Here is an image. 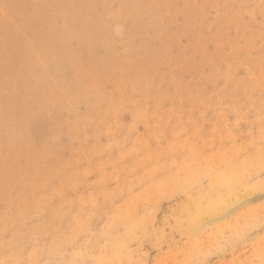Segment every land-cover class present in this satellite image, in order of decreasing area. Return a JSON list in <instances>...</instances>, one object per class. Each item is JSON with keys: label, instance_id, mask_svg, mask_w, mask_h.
I'll return each mask as SVG.
<instances>
[{"label": "rangeland", "instance_id": "1", "mask_svg": "<svg viewBox=\"0 0 264 264\" xmlns=\"http://www.w3.org/2000/svg\"><path fill=\"white\" fill-rule=\"evenodd\" d=\"M0 264H264V0H0Z\"/></svg>", "mask_w": 264, "mask_h": 264}]
</instances>
